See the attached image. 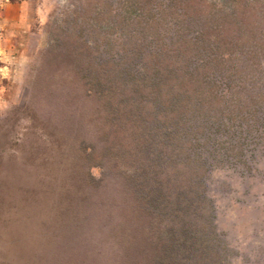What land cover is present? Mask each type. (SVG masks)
Listing matches in <instances>:
<instances>
[{
    "label": "trees",
    "instance_id": "trees-1",
    "mask_svg": "<svg viewBox=\"0 0 264 264\" xmlns=\"http://www.w3.org/2000/svg\"><path fill=\"white\" fill-rule=\"evenodd\" d=\"M198 1L183 0L171 8L156 5V9L166 10L160 19L151 23L148 18L137 20L134 27H129L131 20L118 19L109 29L121 30L125 36L122 34V43L104 39L106 54L92 48L76 30L72 53L61 52L74 66L76 83L45 85L50 96L54 90L62 97L66 94L61 105L57 101L39 103L34 98L14 106L11 127L26 118L27 134L39 127L48 144H39L40 138L28 139L31 145L23 162L28 166L26 179L10 174L0 179V208L15 202L16 197L9 201V191L17 184L18 195L22 193L19 203H23L19 211L29 209L27 205L37 200L44 215L51 212L58 222L53 240L64 237L75 244L53 243L56 252L48 264H59L61 249L75 254L77 264H97L107 258L110 264H229L231 250L216 231L214 208L205 194L202 175L211 163L197 148L211 145L213 150L208 152L213 160H229L232 148L222 151L216 144L225 146L212 135L222 133L224 141L231 143L233 123L239 114L245 119L246 100L254 101V96L245 85L237 89L241 96L237 100L226 99L218 90L238 83L239 76L241 83H254L248 75H255L252 69L258 57L254 50L264 47V36L256 35L252 27L239 31V26H234L237 7L233 21H220L225 25L222 36L213 35L214 30L194 32L191 11H200ZM148 2L144 0L143 6ZM179 13L184 17L189 14L193 21H180ZM167 17L171 25H164ZM164 27L178 33L165 41L158 30ZM225 42L235 47L231 50L234 55L225 58L237 61L243 71L226 70L218 62ZM116 44L121 51L114 49ZM157 44L160 49H153ZM202 54L206 56L203 60ZM37 109L41 113L49 109V113H36ZM129 133L135 136L130 143L125 139ZM7 137L5 128L0 127V149ZM202 138L205 141H200ZM233 138L237 140L234 132ZM190 140L195 143L194 159L189 154ZM105 161L112 162V171L124 167L119 170L123 181L102 187L101 180L88 169L90 165L103 166ZM64 226H72L71 232L62 235ZM108 239L115 240L117 250L108 251L104 246ZM66 253L60 263L73 264L74 255Z\"/></svg>",
    "mask_w": 264,
    "mask_h": 264
},
{
    "label": "rangeland",
    "instance_id": "rangeland-1",
    "mask_svg": "<svg viewBox=\"0 0 264 264\" xmlns=\"http://www.w3.org/2000/svg\"><path fill=\"white\" fill-rule=\"evenodd\" d=\"M182 1L150 0L148 6L144 7V0H0V127L5 128L8 134V142L3 140L5 146L0 149L2 163L0 179L9 174L23 181L26 179L28 166L23 162L28 155L26 148L31 145L28 139L33 142L40 138L37 141L39 144H48V139H45L39 127H36L33 133L27 134L29 120L26 118H20L19 122L11 127L13 108L22 102L30 103L34 101L32 100L34 98L39 103L57 101L59 102L57 105H61L60 102L66 94L62 97L59 90H54L50 96V91L45 89V85L51 83L53 87H56L61 83H76L73 81L76 77L74 66L67 57L61 56V52L72 53L76 30L79 29L78 33L82 34L83 39H88L92 48H98L102 54H106L108 45L104 43V39L109 41L115 39L118 43H122V37L125 36V32L121 30L109 29L110 26H115L118 19L131 20L129 27H134V22L137 20L146 18L151 23L153 20H159L163 11H166L156 9V5L171 8L170 6H177ZM197 7L200 11L196 8L191 11L195 22L191 23L194 32L214 30L213 35L222 36L224 33L221 29L225 25L220 23L233 21L236 18L235 8L237 7L239 14L234 20V26H239V31L252 27L256 35L264 36V0H199ZM248 13H251L249 18ZM189 14L184 17L183 13H179V16L183 18L180 21L184 23L193 21ZM250 21L251 24L247 23ZM171 24V18L167 17L164 25ZM158 30L160 36L165 37V41L169 36H175L174 34L178 33L177 30L173 31L169 27ZM94 39L97 41L95 42ZM224 47L218 54L220 58L217 60L220 65L226 70L243 71L244 67L237 61H227L225 58L226 54L234 55L231 50L235 47L226 42ZM157 48H159L158 44L153 49ZM114 49L121 51V46L116 44ZM254 54L258 57L254 60L256 64L252 69L255 70V75L253 77L248 75L254 83H247V81L241 83L242 76H239L238 83L225 84L218 90L220 95L224 94V97H227L226 99L237 100L241 99L237 89H242L245 85L251 89L254 96V101L246 100L248 98L243 96L247 103L249 101L248 108L243 114L245 119L242 120L239 114L233 123L232 135L229 139L231 143L228 140L224 141L225 136L222 133L212 135L220 139L219 142L225 146L216 144V147L222 151L233 150L228 154L229 160L223 162L213 160V156L208 152V149L213 150L211 145H207L208 149L201 146L197 148L200 155L207 159V163H211L207 165V168L204 167L205 171L202 175L207 185L205 194L214 208L213 222L216 231L231 250L228 256L229 264H264V47L254 50ZM204 55L202 54L200 59H205ZM252 57V51H250V62ZM85 107L87 109L88 105L85 104ZM39 112L41 113L37 109L36 113ZM42 113L46 115L49 109H44ZM233 132L237 140L241 138L240 142L233 138ZM125 139L130 143L135 136L129 133ZM15 141H18V144H14ZM200 141L205 140L202 138ZM189 149L190 158L194 159L193 140H190ZM240 149L244 151L242 155H240ZM235 158L239 161L230 163L231 159ZM111 163L105 161L103 166H89L88 170L97 181L101 180L102 187H106L107 183L113 186L114 181L118 179L124 180V176L119 171L124 167H118L119 170L112 171ZM31 181H34L33 177ZM103 184L106 185L103 186ZM16 185L13 184L10 191L4 189L11 194L9 201L16 197L15 202L10 205L11 207L8 202L0 208V264H48L56 252L53 243L55 246L72 247L75 241H69L64 237L61 241L53 240L52 233L57 228L58 222H55L51 212L44 215L43 210H40V202L37 203V200L27 205L29 209L19 211V207L23 205L19 203L22 193L18 195L20 191L15 189ZM29 194L28 191L27 195ZM45 206L48 205L44 204ZM129 213L130 209H127L125 215L128 216ZM70 227L72 226H64L66 231L62 232V235L71 232ZM104 246L108 248V251L118 249L113 239L104 242ZM60 251L63 254L66 253V249ZM62 253H57L59 264H61ZM70 255H74L71 257L73 259L71 262L77 264L76 255L68 250L66 256ZM64 260L67 261V258ZM69 263L63 262V264ZM110 263L107 258L97 264Z\"/></svg>",
    "mask_w": 264,
    "mask_h": 264
},
{
    "label": "crops",
    "instance_id": "crops-1",
    "mask_svg": "<svg viewBox=\"0 0 264 264\" xmlns=\"http://www.w3.org/2000/svg\"><path fill=\"white\" fill-rule=\"evenodd\" d=\"M2 68H4V67H2ZM1 69V68H0Z\"/></svg>",
    "mask_w": 264,
    "mask_h": 264
}]
</instances>
